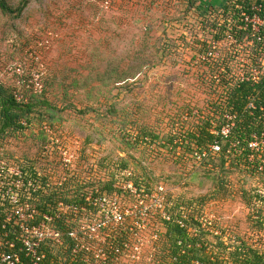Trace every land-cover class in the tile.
Returning <instances> with one entry per match:
<instances>
[{
    "label": "rangeland",
    "instance_id": "374dc122",
    "mask_svg": "<svg viewBox=\"0 0 264 264\" xmlns=\"http://www.w3.org/2000/svg\"><path fill=\"white\" fill-rule=\"evenodd\" d=\"M6 1L17 9L23 0ZM101 1L30 0L17 16L0 9V84L23 93L26 102L38 101L31 125L3 132L0 148L31 161L42 144L40 133L55 132L78 151L81 167H95L100 179L110 168L99 163L123 161L150 188L162 187L172 204L192 203L193 213L211 222L225 243L236 238L263 252L264 228L253 225L256 211L264 215V204L254 201L249 207L242 198L244 191L264 196V173L230 161L219 167V157L199 165L162 146H132L126 137L128 130L136 135L143 127L164 136L176 124L180 128L179 119L188 126L199 111L209 114L198 79L206 73L204 63L211 62L194 59L193 46L211 38L210 30L199 27L203 18L216 15L189 12L182 19L185 0ZM206 1L217 13L227 0ZM161 42L171 45L167 59L157 51L167 47ZM223 46L212 51L213 57ZM21 63L27 73H39L40 92L21 87V79L8 72Z\"/></svg>",
    "mask_w": 264,
    "mask_h": 264
},
{
    "label": "built area",
    "instance_id": "2783aa9c",
    "mask_svg": "<svg viewBox=\"0 0 264 264\" xmlns=\"http://www.w3.org/2000/svg\"><path fill=\"white\" fill-rule=\"evenodd\" d=\"M107 3L108 0H105ZM250 9L251 13L242 12L239 20L244 28L249 29L251 37L257 38L264 28V0H253ZM232 42L225 41L226 51H230ZM234 58L238 81L258 85L264 74V60L257 67L250 65L244 52L238 51ZM22 65L8 68V72L21 79V87L29 89L30 85L34 93L40 92L39 73H27ZM13 96L17 102H26L20 91H14ZM256 108L262 113L263 106H255L249 98L246 111L252 115ZM261 117L260 114L259 119ZM222 119L224 124L221 129L218 132L213 130L220 137V142L215 141L207 149L195 147L192 158L199 164L222 151V143L229 141L237 115L224 113ZM175 128L171 131L173 142L167 147L171 151L175 148V154L181 156L185 135L177 124ZM45 133L50 141L39 148L38 157L46 162H57L51 164L47 172L44 171L46 183L26 181L20 168L12 164L0 148V264H160L158 241L164 225L173 224L186 229L188 214L183 206L171 203L162 187L153 189L136 184L130 169L113 167L99 179L100 182L92 181L93 186L85 187L82 195L69 194L70 203L60 198L53 211L42 214L37 220L36 209L23 201L27 199L25 193L28 190H43L46 195L52 196L55 188L67 192L68 187L74 189L84 182L81 174L85 172L76 149L66 146L55 132ZM131 135L130 139L135 141V134ZM245 144L241 151H248L247 161L252 164L258 159L256 171L264 173V131L252 134ZM240 146V140L230 142L226 153L230 154L232 149ZM90 168L95 167H89L91 172ZM37 175L42 177L40 173ZM94 176L98 179V174L94 173ZM66 219H71L75 226L63 236L55 229L54 222ZM200 222L208 233L221 235L211 222L203 218ZM172 261L177 263L175 259Z\"/></svg>",
    "mask_w": 264,
    "mask_h": 264
},
{
    "label": "trees",
    "instance_id": "16d2710c",
    "mask_svg": "<svg viewBox=\"0 0 264 264\" xmlns=\"http://www.w3.org/2000/svg\"><path fill=\"white\" fill-rule=\"evenodd\" d=\"M28 1L30 0H23L17 9H12L6 0H0V9L5 14L17 16L21 13L24 6L27 5ZM101 2L103 3L104 1L102 0ZM251 4L252 0H227L225 3L219 5L220 10L216 13L215 7H212L210 3L208 4L206 0H185L182 19L189 12H194L197 17H204L207 13L210 16L212 15V17L213 14L216 16L212 18L213 20L203 18L199 27V30L202 32H205L206 29L210 30L211 38L199 39L196 41L195 46H193L194 52L197 54L194 59L196 58L198 62H205L204 59L207 58L211 62L208 64L207 62L204 63L206 64L203 65L206 68V73L198 79V82L205 90L204 92H206L205 100L210 106V111L206 116H204V112L199 111L192 118L195 119L194 122L188 126H184V123H181L180 119L178 120V124L185 135V142L183 147H181L182 152L180 157L186 156L187 159H190L195 152V147L202 150L209 148L215 141L220 142V137L214 134L213 130L218 132L221 129L224 124L222 119L224 113L237 115L229 141L225 144L222 143V151L204 159L199 165H210L215 162L213 160L215 157H219V167L223 168L230 161L232 164H243V167L247 168L246 170L255 171V165L259 163L258 159L252 164L249 163L246 159L248 151H241V147L246 146L245 141H248L252 134H261L264 131V74L261 75L262 79L258 85L240 83L237 76L238 68L235 65L234 58V54L241 51L245 53L251 66L258 67L261 65V61L264 60V28L260 30L257 38H252L249 29L244 28L239 20L242 12L251 13ZM262 17L264 18V14H262ZM164 34L166 36V30ZM204 36L205 34L202 35V37ZM195 38H198V36L196 35ZM229 40H233L229 46L230 51H226L225 46H223L220 49V55L217 58L213 57L212 51L217 47L220 48L219 44ZM162 42L160 46L166 45L167 47H157V51L161 59H167L172 52V48L170 44ZM249 98H252L255 106H263L262 113L256 108L252 111V115H249L246 111ZM36 103L38 101H36L35 97L30 98L26 103L17 102L13 96V90L0 84V135L7 130L22 131L27 126H30L31 115L36 108ZM42 103L47 105L49 102L44 100ZM260 114L263 117L259 119ZM185 122L189 121L185 120ZM127 124L131 127L135 125V122H127ZM132 133L134 131L128 130L126 132L127 139L132 136ZM40 134L43 136L41 148L50 139L45 132ZM134 137L135 141L132 143V146H138L141 142L153 145L152 147L162 146L175 155V148L171 151L167 147L168 144H172L174 138L170 133L159 136L150 128L143 127L138 128ZM236 140L241 141V146L232 149L231 153L227 154L226 151L229 143ZM127 145L131 144L127 143ZM5 156L12 164H16L20 168L26 181L46 183L47 175L44 171H48L51 164H57L56 161L46 162L40 159L38 153L31 161L11 157L7 153H5ZM180 157L179 159H181ZM82 159L80 157L81 164ZM98 165L101 168L109 167L110 169L113 167L116 169H129L130 167L127 163H123V161L105 165L99 163ZM90 170L91 172L89 171V167H85V172L81 174L84 182L80 186L76 185L74 189L68 187V191L64 192L61 188H55L52 196L50 194L46 195L43 190L36 192L28 190L25 193L27 199L23 201L29 202L36 209L39 215L37 216V220H40L42 214L53 211V207H55L57 200L60 198L70 203L71 200H68L69 194L71 196L82 195L85 187L94 185L92 181L100 182V178L98 177L97 179L94 176V173H99L96 168H90ZM37 173H40L42 177H39ZM109 176L111 178V175ZM86 179H90V181H86ZM133 180L136 184L141 183L147 187L150 186L140 178L135 177ZM242 199L249 207L253 206L254 201L262 205L264 204V196L254 195L252 192L244 191ZM180 204H182L180 206H183L188 214V228L181 229L173 224L164 225V231L159 236L158 241L159 254L157 257L160 260V264H174L172 261L174 259L177 262L176 264H192L193 262L199 264H264V251L260 252L258 249L247 245L243 240L237 241L236 238L234 243L223 242L220 236H213L202 227L199 217L193 213L192 203L180 202ZM176 206L178 205L176 204ZM256 214L258 221L253 226L262 229L264 228V215H262L263 213L261 214L260 209L256 211ZM74 226V222L71 219L54 222L55 229H58L63 236Z\"/></svg>",
    "mask_w": 264,
    "mask_h": 264
},
{
    "label": "crops",
    "instance_id": "0c3cea01",
    "mask_svg": "<svg viewBox=\"0 0 264 264\" xmlns=\"http://www.w3.org/2000/svg\"><path fill=\"white\" fill-rule=\"evenodd\" d=\"M253 1V0H252Z\"/></svg>",
    "mask_w": 264,
    "mask_h": 264
}]
</instances>
